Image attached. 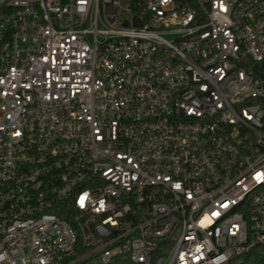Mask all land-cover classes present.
I'll use <instances>...</instances> for the list:
<instances>
[{
    "label": "built area",
    "instance_id": "obj_1",
    "mask_svg": "<svg viewBox=\"0 0 264 264\" xmlns=\"http://www.w3.org/2000/svg\"><path fill=\"white\" fill-rule=\"evenodd\" d=\"M264 264V0H0V264Z\"/></svg>",
    "mask_w": 264,
    "mask_h": 264
},
{
    "label": "trees",
    "instance_id": "obj_2",
    "mask_svg": "<svg viewBox=\"0 0 264 264\" xmlns=\"http://www.w3.org/2000/svg\"><path fill=\"white\" fill-rule=\"evenodd\" d=\"M109 264H132L126 256H119Z\"/></svg>",
    "mask_w": 264,
    "mask_h": 264
},
{
    "label": "rangeland",
    "instance_id": "obj_3",
    "mask_svg": "<svg viewBox=\"0 0 264 264\" xmlns=\"http://www.w3.org/2000/svg\"><path fill=\"white\" fill-rule=\"evenodd\" d=\"M239 261V259L237 260V259H235L232 263H230V264H237V262ZM91 264H98V261L97 260H92L91 261ZM253 264V263H252Z\"/></svg>",
    "mask_w": 264,
    "mask_h": 264
}]
</instances>
